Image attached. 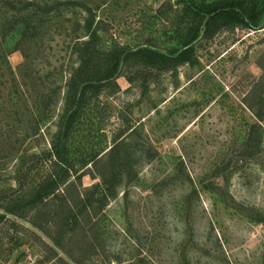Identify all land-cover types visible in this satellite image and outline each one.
Segmentation results:
<instances>
[{
	"label": "rangeland",
	"instance_id": "rangeland-1",
	"mask_svg": "<svg viewBox=\"0 0 264 264\" xmlns=\"http://www.w3.org/2000/svg\"><path fill=\"white\" fill-rule=\"evenodd\" d=\"M180 7L177 0H0V264H264V118L244 102L264 82V27L237 24L199 38L189 61L145 84L122 66L119 88L92 98V126L107 138L95 149L123 137L132 166L94 216V250L63 242L80 262L51 240L58 222L48 215L60 208L51 196L22 217L4 208L49 170L86 20L102 52L149 38L164 50ZM54 86L59 101L35 130L33 101ZM251 123L260 143L245 147ZM98 181L92 173L80 180L82 187Z\"/></svg>",
	"mask_w": 264,
	"mask_h": 264
},
{
	"label": "trees",
	"instance_id": "trees-1",
	"mask_svg": "<svg viewBox=\"0 0 264 264\" xmlns=\"http://www.w3.org/2000/svg\"><path fill=\"white\" fill-rule=\"evenodd\" d=\"M177 4L181 7L176 26L172 30L165 29L173 44L164 50L149 38L133 47L114 46L102 52L97 46V32L91 28L93 19L86 20L87 39L78 40L74 45L78 63L70 69L64 83L62 111L56 131L51 135L47 154L49 170L37 179L32 192L5 203L7 212L22 217L45 205L50 196L52 201H57L59 210L48 215V220L58 222L51 240L75 262L80 261L63 242L67 245L74 242L78 247L86 244L94 250L95 245L89 238L96 227L94 216L109 198L116 196L123 177L129 180L132 166L129 145L123 137L115 138L109 146L95 149V145H107V138L99 126H92V98L101 92L113 94L119 88L117 75L122 66L133 68L134 76L143 78L142 84H145L150 76L189 61L194 42L199 38H211L221 28L237 24L250 31L264 27V0H177ZM59 89L54 86L48 92L38 94L33 101L35 130L51 118L53 107L59 101ZM253 93L254 100L244 99V102L255 117L262 120L264 82H258ZM258 127L257 123L249 125L241 145H259V138L253 137ZM90 173L97 175L99 181L82 187L81 177ZM212 190L218 188L215 186ZM130 264L142 262L132 260ZM184 264L189 262L185 260Z\"/></svg>",
	"mask_w": 264,
	"mask_h": 264
}]
</instances>
